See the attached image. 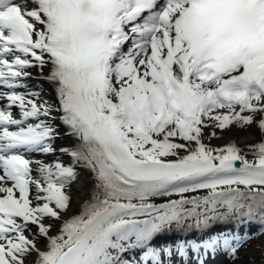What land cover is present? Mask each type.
I'll return each mask as SVG.
<instances>
[{
  "label": "snow or ice",
  "instance_id": "1",
  "mask_svg": "<svg viewBox=\"0 0 264 264\" xmlns=\"http://www.w3.org/2000/svg\"><path fill=\"white\" fill-rule=\"evenodd\" d=\"M0 89V264L235 262L247 233L150 244L264 230V0H0ZM57 119L74 147L54 146ZM233 129L258 139L212 143ZM57 151L68 164L30 158ZM78 167L92 184L69 215Z\"/></svg>",
  "mask_w": 264,
  "mask_h": 264
},
{
  "label": "bare ground",
  "instance_id": "2",
  "mask_svg": "<svg viewBox=\"0 0 264 264\" xmlns=\"http://www.w3.org/2000/svg\"><path fill=\"white\" fill-rule=\"evenodd\" d=\"M48 68H45V73L48 72ZM29 71L33 74V77L37 75V69L31 68ZM26 87L16 89L17 92L27 93L31 91H40L41 99L48 100L49 102L53 101V89L52 87L44 81H38L36 79H27L24 81ZM39 85V87H37ZM7 91V89H0ZM7 104V101H0V106H4ZM15 116L19 118V109L13 107L11 109ZM53 115H58L53 113ZM55 125L57 126L59 136L54 142V146L59 149L61 147H74L75 141L74 138L68 136L66 134V126L61 124L59 119L55 121ZM231 139H235L238 144L244 145L248 143H253L258 139L256 131L254 129L249 130H241L237 131L233 129L232 132L226 134L221 140H213L212 143L214 145L220 146L225 144ZM30 158L32 160H45L49 163L54 162L56 158L62 161L65 164H68L70 161V157L67 155L61 154L59 151L56 152L55 157L52 155L45 154H31ZM78 171V180L72 186V207L69 210V215L75 214L78 212V207L81 201L88 195L89 189L91 187L92 181L90 179L91 173H89L86 169L82 167L77 168ZM195 195V194H193ZM261 226L257 222H246L239 223L237 221L231 222H218L211 225L208 229H181L174 230L171 232H167L161 234L157 237V240H153L150 244L151 247H162L172 245L173 247L180 241H196L200 242L211 235H219L224 233L226 235H238L243 236L249 232H255L257 237V243L252 246L245 248L241 253H238L239 260L233 262L232 258L227 254L226 251L221 250L215 255H208L206 257V264H261L262 256L260 251V245L264 244V235L261 234ZM142 249H134L132 255L135 258H139L143 255L141 252ZM140 253V254H139ZM162 264H168L169 260H171V264H198V261L195 258V253L188 250L187 259L184 257H180L179 255H174L171 258L165 257L162 254Z\"/></svg>",
  "mask_w": 264,
  "mask_h": 264
},
{
  "label": "rangeland",
  "instance_id": "3",
  "mask_svg": "<svg viewBox=\"0 0 264 264\" xmlns=\"http://www.w3.org/2000/svg\"><path fill=\"white\" fill-rule=\"evenodd\" d=\"M257 243V238L246 239V243L239 249L238 253H241L245 248L252 247Z\"/></svg>",
  "mask_w": 264,
  "mask_h": 264
}]
</instances>
